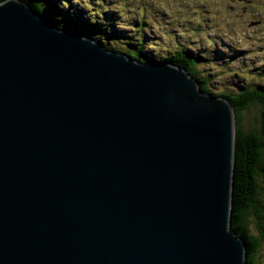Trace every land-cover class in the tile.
<instances>
[{
	"label": "water",
	"instance_id": "95a60500",
	"mask_svg": "<svg viewBox=\"0 0 264 264\" xmlns=\"http://www.w3.org/2000/svg\"><path fill=\"white\" fill-rule=\"evenodd\" d=\"M235 120L185 68L0 3V264H247Z\"/></svg>",
	"mask_w": 264,
	"mask_h": 264
},
{
	"label": "rangeland",
	"instance_id": "374dc122",
	"mask_svg": "<svg viewBox=\"0 0 264 264\" xmlns=\"http://www.w3.org/2000/svg\"><path fill=\"white\" fill-rule=\"evenodd\" d=\"M229 1L56 0L62 10H55L76 24L99 25L98 38L111 50L131 54L142 46L144 62L190 51L199 59V77L210 80L211 93H235L250 83L264 86V0H248L257 4L243 11L247 0L233 10L227 7ZM250 109L243 113L245 126L261 128L255 121L262 118L260 107ZM263 181L259 176V184L264 185ZM250 227L256 234L255 225ZM258 260L264 264V243Z\"/></svg>",
	"mask_w": 264,
	"mask_h": 264
},
{
	"label": "trees",
	"instance_id": "16d2710c",
	"mask_svg": "<svg viewBox=\"0 0 264 264\" xmlns=\"http://www.w3.org/2000/svg\"><path fill=\"white\" fill-rule=\"evenodd\" d=\"M4 1L6 0H0V3ZM21 1L28 3L32 9L55 23L59 28L81 32L97 41H103L98 38L101 36L100 33H97L99 25L93 24L88 27L89 24L81 23L80 25L79 22L76 24L71 19L66 20L61 12L55 10H62L60 5L55 3L56 0ZM61 20L66 21L64 24H60ZM137 40L140 41V44L144 43L143 39L137 38ZM131 54L134 59L140 62H144L142 60L147 58L142 54V46L137 47V52ZM131 54L129 53L128 56H132ZM161 61L185 68L191 76L199 81V86L204 93L226 98L235 111V155L230 229L245 241L247 264H261L258 258L264 243V185L259 184L258 180L259 176L264 178V86H255L250 83L235 93H211L208 89L210 80L199 77L196 71L199 59L192 56L190 51L173 53L169 57L164 56ZM256 106L260 107L262 113V118L255 119L256 123H261V128H256L253 125L246 127L243 113ZM250 223L255 225L256 234L252 233Z\"/></svg>",
	"mask_w": 264,
	"mask_h": 264
},
{
	"label": "flooded vegetation",
	"instance_id": "af4514ba",
	"mask_svg": "<svg viewBox=\"0 0 264 264\" xmlns=\"http://www.w3.org/2000/svg\"><path fill=\"white\" fill-rule=\"evenodd\" d=\"M244 0H230L229 1V3L227 4V7L229 8V9H231V10H233V8L235 7V6H237V3H239V2H243ZM163 4H165V5H167V6H169L168 5V3H166L165 1H161ZM247 3H249L248 2V0H247ZM255 4H257L256 2H254V1H251L250 3H249V5H248V7L246 6V7H242V11L243 10H246L247 8H248V10H252L254 7H255Z\"/></svg>",
	"mask_w": 264,
	"mask_h": 264
}]
</instances>
